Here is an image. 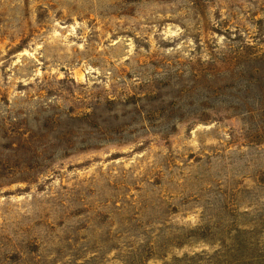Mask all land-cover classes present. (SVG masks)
I'll list each match as a JSON object with an SVG mask.
<instances>
[{"label":"rangeland","instance_id":"1","mask_svg":"<svg viewBox=\"0 0 264 264\" xmlns=\"http://www.w3.org/2000/svg\"><path fill=\"white\" fill-rule=\"evenodd\" d=\"M264 257V0H0V264Z\"/></svg>","mask_w":264,"mask_h":264},{"label":"trees","instance_id":"2","mask_svg":"<svg viewBox=\"0 0 264 264\" xmlns=\"http://www.w3.org/2000/svg\"><path fill=\"white\" fill-rule=\"evenodd\" d=\"M224 264H264V257H252V260L236 259L234 261L226 262Z\"/></svg>","mask_w":264,"mask_h":264}]
</instances>
